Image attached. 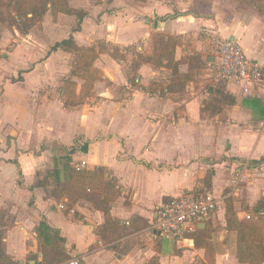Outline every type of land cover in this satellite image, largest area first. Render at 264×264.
Masks as SVG:
<instances>
[{"label":"crops","instance_id":"0c3cea01","mask_svg":"<svg viewBox=\"0 0 264 264\" xmlns=\"http://www.w3.org/2000/svg\"><path fill=\"white\" fill-rule=\"evenodd\" d=\"M197 2L189 0L197 8L193 10L180 9L176 0H68L69 12L53 10L46 2L42 14L28 13L24 24L5 21L17 26L12 32L0 27V48L18 37L0 60V232L10 261L46 264L39 249L42 244L48 249L56 233L64 260L51 264L72 259L78 264H249L242 260L245 257L263 264L264 227L261 243L253 244L243 238V225L252 217L264 221V131L256 130L264 123V84L246 93L239 84L223 83L225 90L209 91L210 101L207 91L187 88L188 99L179 102L171 91L149 94L159 73L148 61L138 60L135 72H130L122 60L118 63L110 53L100 52L94 66L102 72L101 79L93 83L85 102L67 105L62 97L66 80L76 82V94L83 80L70 70L25 68L39 58L32 47L34 19L48 46L43 56L47 64L67 55L73 65L71 52L51 50L62 40L72 39L79 47L105 42L127 49L140 44L138 49L145 51L153 33L180 42L190 33H201L202 41L219 39L218 46L233 39L248 59L264 62V0H204L205 7ZM9 61L18 64L20 72H7ZM218 90L230 94L233 104L218 103ZM179 105H185L189 120L221 127L206 124L210 135L205 138H194L190 130L189 139L181 138L176 128L165 131L166 114ZM225 108L237 119L233 126L224 122ZM182 119H172L171 124H181ZM75 139L81 145L71 146ZM121 154L128 159H118ZM201 163L203 171L213 172L210 189L218 201L197 224L202 231L194 233L198 244L190 236L175 240L160 235L153 223L161 203L179 192H207L194 188L195 169ZM249 164L253 175L233 192L236 198L229 202L221 198L222 170ZM69 168L103 169L99 196H75L72 202L57 198L50 173L56 170L59 178L65 177Z\"/></svg>","mask_w":264,"mask_h":264},{"label":"rangeland","instance_id":"374dc122","mask_svg":"<svg viewBox=\"0 0 264 264\" xmlns=\"http://www.w3.org/2000/svg\"><path fill=\"white\" fill-rule=\"evenodd\" d=\"M176 1L178 2V6L180 7V9H185V7L193 8V10L197 9L195 6H191V4L189 3V0H176ZM196 1H198L197 3L199 6L201 7L206 6V3L204 2V0H196ZM229 1H233V0H229ZM27 18L25 19L24 17L18 15L15 12V10L13 9V0H0V27L1 26L5 27L10 32H12L11 28L12 27L16 28L17 26L9 25L8 24L9 22L14 21L15 23H20V22H23L24 20H27ZM36 20L37 19H34L32 21V26H31L32 28H34L32 31L34 34V40H33L32 47H33L34 52H39L38 54H36V55H39V58L37 56L34 58L35 59L34 61H29L25 68H28L29 71H33L35 68H37L38 72H45V71L47 72L48 69L50 70V72H69L70 66L72 64L71 63L72 57H67V55L59 56L58 58L55 59V61L54 60L49 61V63L47 64L48 60L47 59L45 60L43 56H45L46 54L45 52L48 46L45 45L46 41L43 39L44 36L41 35L42 26L41 25L36 26ZM5 21H7L8 23ZM21 31L22 30H20V32ZM26 31H29V29ZM1 32H3L2 29L0 30V38H1ZM199 34L200 35H197V34L194 35L190 33L184 36L181 39V42L179 41L180 44L175 49L176 51L175 53L178 58L177 61L173 60L171 64H166V61L163 60L162 65H154L149 62L152 65V67L155 69V72L159 73L158 79L156 81H153L151 84L152 92H149V94H155L157 96L159 94L168 95L170 94V91H171L175 94L179 102H181L182 100L188 99V96L190 95L188 91H185V90H187V88H193L195 92H197L199 89H201L200 92H204V90L207 91L209 95L206 96V98H208L210 101L213 98L212 93L209 92L210 90H215V89L225 90L226 89L223 83L221 84L212 83V80L208 75L209 67L207 68L208 66L207 62L210 61L212 59L211 57L215 55V52H216V49H217V46L220 40L212 39L208 37V40L204 39V41H202L201 37H203L204 35L201 33ZM17 38L18 37H15L12 39L9 38L10 42L7 44V46L0 48V60L4 59L3 55L4 54L6 55L7 51H10L12 49V46L16 42ZM140 46H141L140 44H135V45L127 47V49H124V48L120 49L119 47H117L118 55L114 54L112 52V49H110L107 52L113 55L116 58V61L118 63H120L122 60L121 63L127 65V67H129L130 69V72H135V68H134L135 63L138 60L146 61V59H144L143 56H149L152 53L150 44H149V48L145 49V51L139 50L138 47ZM65 50L71 52L70 54H73V52L70 49L69 50L65 49ZM128 57L131 60L133 59V63L131 62V60L130 62H128L127 60ZM16 65L18 64L13 65L9 61L5 64L4 69H6L7 72H20L17 70L18 68ZM179 72H183V73H179ZM86 102L89 103V100ZM170 112H172V114H169V115L166 114V118L168 117L166 120L167 123L165 122L166 124L165 123L163 124V128L165 131H171L174 128H176L181 138L182 137L184 138V135H185V136H188V139H189L191 137V135H189L188 133L189 130L193 132L192 135H194V138L209 137L210 126L214 129L221 127L220 124H216L215 122L211 123L210 121H207V123L203 124L202 121L195 122L193 120H189L186 117L187 109L185 105H182V106L179 105L171 109ZM228 112H229L228 108H225V110H223V114L226 116L224 119V122H226L227 126L228 125L233 126L234 124H236L237 119H235V117H230ZM180 116H184L185 118V119H182L181 124H177V125L171 124L172 119H177ZM206 124H211V125L208 126ZM206 128H208V130H206ZM256 130L263 131V129L261 128V124L256 127ZM75 143L81 145L78 139H75V141L72 143L71 146H73ZM53 146L54 148L58 149L57 145H53ZM213 151L215 153V150ZM216 154L218 153H215V155ZM119 157L120 158L118 159H122V158H125V160L128 159L127 157H124L122 154ZM65 162H68V161L65 160ZM216 163L221 164V160L217 159ZM195 171L196 172H195V178H194L195 179L194 188L201 189L203 191H207V192L217 195L216 193L212 192L210 189V182H211V178L213 175V172L211 171V169L210 170L207 169L206 172L203 171V163H201V165L197 164ZM222 171H223V186L224 187L222 191L220 192V197L229 202L231 201V199L236 198L232 195L233 192H235L240 186H244V184L247 182L246 180L251 175H253V173H250V171H252V167H251V164H249L246 167L241 168L240 170H233V171L222 170ZM261 174H263V172H261ZM254 175H257V174H254ZM122 177L124 179H127L128 177L127 171L123 173ZM226 194H230V195L227 196ZM95 205L98 207L97 204ZM42 251L43 253H45V256H46V258L44 257L43 259L46 264H51V262H54L57 260L58 261L64 260L62 256L63 253L61 251L59 252L50 251L49 252L48 249H45Z\"/></svg>","mask_w":264,"mask_h":264},{"label":"trees","instance_id":"16d2710c","mask_svg":"<svg viewBox=\"0 0 264 264\" xmlns=\"http://www.w3.org/2000/svg\"><path fill=\"white\" fill-rule=\"evenodd\" d=\"M67 1L68 0H13V9L18 15L26 19V15L28 13H31L33 16H40L44 8V3L46 2L51 3V7L53 10H63L69 12L70 10L67 8ZM161 19H164V17ZM22 23L24 24V21ZM149 44L152 49V53L149 56H143L144 59L154 65H162L163 60L166 61V64H171V62L174 60L175 48L180 44V42L174 36L162 33H153L151 35ZM59 47L67 50L70 49L73 52L74 63L70 69V74L73 77L83 80L78 94L75 93V90L77 88L76 82L70 79L66 80L65 88L62 92V97L67 105H77L91 95L93 83L96 80L101 79L102 72L94 66V62L98 57V54L100 52H107L112 49V52L118 55L117 46H113L105 42H98L87 47H79L74 44L72 39H67L55 43L52 46L51 50H55ZM216 101L224 105H232L234 99L230 94L225 93L222 90H218ZM214 108L219 110V106H215ZM103 172L104 171L101 168H98L94 172L84 169L69 168L67 169L66 174L62 175L65 177L59 178V171H52L50 175L53 176L54 191L58 193L56 197H67V199L72 202L75 196H83L85 194L99 196L102 185L101 179ZM86 189H89V192H86ZM114 192L115 191H113V193ZM107 199L108 198H104V200ZM243 227V238L246 239L248 243H261L260 241L262 238L264 221H262L260 218L255 219L254 217H252L249 222L243 225ZM195 232L202 231L196 228L193 232L186 233L184 237L190 236L194 239L195 245H197L198 243L196 242L197 240L194 235ZM1 239L2 233L0 232V264H16L15 262L10 261L4 254L1 247ZM59 241L60 238L56 235V233H53V236L50 237L48 242V251L50 252L54 250L56 252H59ZM39 250L46 258L45 253H43L42 251L44 250V244L40 246ZM242 260L248 261L249 264H254L251 257H245ZM262 261L264 264V255Z\"/></svg>","mask_w":264,"mask_h":264},{"label":"built area","instance_id":"2783aa9c","mask_svg":"<svg viewBox=\"0 0 264 264\" xmlns=\"http://www.w3.org/2000/svg\"><path fill=\"white\" fill-rule=\"evenodd\" d=\"M208 71L213 83L239 84L246 93L252 86L264 84V62L248 59L238 41L233 39H225L219 44ZM261 128L264 131V123ZM84 164L81 161V165ZM217 201L209 192L174 194L158 206L153 228L162 236L183 239L215 210ZM59 207L63 208V205ZM60 264H78V261L72 259Z\"/></svg>","mask_w":264,"mask_h":264}]
</instances>
